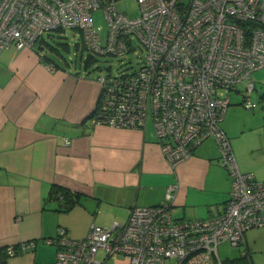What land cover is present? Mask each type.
Instances as JSON below:
<instances>
[{"label": "built area", "instance_id": "1", "mask_svg": "<svg viewBox=\"0 0 264 264\" xmlns=\"http://www.w3.org/2000/svg\"><path fill=\"white\" fill-rule=\"evenodd\" d=\"M116 1L0 0V51L12 43L30 46L58 28L78 30L85 47L98 55L135 50L136 39L146 52L143 63L131 72L97 77L91 124L144 128L151 121L172 169L214 139L231 178L230 196L216 216L177 219L169 187L165 201L134 205L123 223L91 224L83 238L58 227L45 239L55 248L54 264H214L225 241L245 253L246 231L264 226V180L240 171L220 124L238 86H244L243 106H255L249 95L252 74L264 68V0H136L139 15L133 18L118 11ZM100 8L104 39L91 17ZM15 250L6 248L10 255ZM115 256L120 260L110 262Z\"/></svg>", "mask_w": 264, "mask_h": 264}, {"label": "crops", "instance_id": "2", "mask_svg": "<svg viewBox=\"0 0 264 264\" xmlns=\"http://www.w3.org/2000/svg\"><path fill=\"white\" fill-rule=\"evenodd\" d=\"M36 43L0 51V248L32 243L8 264H54L55 248L45 239L58 227L83 238L91 224L123 223L134 205L165 201L169 187L177 219L223 211L231 178L214 139L172 169L151 121L144 128L91 124L97 76L84 66L56 63ZM222 129L238 141V133ZM237 165L253 175L244 159ZM52 186L79 193L80 202L56 209L48 196ZM245 246L238 257L218 253L214 264H255L246 239Z\"/></svg>", "mask_w": 264, "mask_h": 264}, {"label": "rangeland", "instance_id": "3", "mask_svg": "<svg viewBox=\"0 0 264 264\" xmlns=\"http://www.w3.org/2000/svg\"><path fill=\"white\" fill-rule=\"evenodd\" d=\"M115 6L118 11L124 12L129 17L133 18L139 15V5L136 0H117ZM91 17L94 27L104 39L107 24L102 9L92 11ZM41 38L44 41H41ZM76 43L78 44L76 45ZM37 44H41V50L48 58L63 66L77 64L83 67L87 56L91 55L92 58L87 67L91 74L97 77L106 75L108 72L117 74L136 70L146 57V52L136 39H133L135 50H130L122 55L94 54L88 49L82 48L81 34L72 28L44 31L38 38ZM251 78L254 89L249 98L255 106L252 108L243 106L240 101L244 86H238V92L230 93V103L227 106L221 127L232 133H238L239 137L236 138L238 141H233V135H229L235 160L238 164L239 158L244 159L251 171L259 178V176H264V68L255 71ZM218 94L224 96L222 90H219ZM239 147L242 150L239 151ZM245 239L249 244L250 251L248 252L254 259V263L264 264V226L247 230ZM218 253L220 258L224 259L225 257L241 256L244 252L242 246H235L225 241L218 245ZM119 260V256L110 258L112 263Z\"/></svg>", "mask_w": 264, "mask_h": 264}, {"label": "trees", "instance_id": "4", "mask_svg": "<svg viewBox=\"0 0 264 264\" xmlns=\"http://www.w3.org/2000/svg\"><path fill=\"white\" fill-rule=\"evenodd\" d=\"M54 30H62L60 28L58 29H54ZM41 41H44L43 38H41ZM37 42V41H36ZM81 43H82V48H86L84 43H83V40H82V36H81ZM78 43H76L77 45ZM65 45V44H64ZM87 49V48H86ZM92 56L91 55H88L86 60H85V63H84V68H88V64L91 60ZM239 90V89H237ZM238 92V91H236ZM242 101V99H241ZM240 101V102H241ZM96 107V105H95ZM95 109V108H94ZM227 109V107H226ZM94 111V110H93ZM93 111L91 112V114L93 113ZM226 112V110H225ZM90 114V116H91ZM221 126V124H220ZM222 129V127H221ZM223 130V129H222ZM225 133V132H224ZM227 136V135H226ZM228 138V136H227ZM228 141L230 143V140L228 138ZM219 159H220V156H219ZM221 161V160H220ZM222 163V162H221ZM223 165V164H222ZM224 166V165H223ZM49 200H54L56 201V209H59V210H62V211H68L70 210L71 208H73L76 204H78L80 202V194L77 193V192H72L68 189H65V188H62V187H59V186H52L50 192H49ZM13 247H15V254H17L18 252H20L18 250V245H13ZM6 248L7 246H4V247H1L0 248V264H8V259L13 256V255H10L6 252ZM246 252V251H245Z\"/></svg>", "mask_w": 264, "mask_h": 264}]
</instances>
